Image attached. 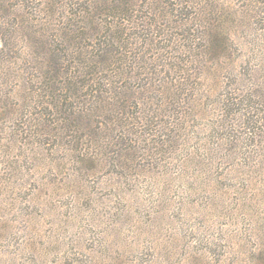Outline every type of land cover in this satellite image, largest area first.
<instances>
[{
	"label": "rangeland",
	"instance_id": "rangeland-1",
	"mask_svg": "<svg viewBox=\"0 0 264 264\" xmlns=\"http://www.w3.org/2000/svg\"><path fill=\"white\" fill-rule=\"evenodd\" d=\"M207 5L196 45L209 27L222 48L195 57L201 106L175 146L142 143L152 158L81 160L26 137L17 100L0 107V264H264V0Z\"/></svg>",
	"mask_w": 264,
	"mask_h": 264
},
{
	"label": "trees",
	"instance_id": "trees-1",
	"mask_svg": "<svg viewBox=\"0 0 264 264\" xmlns=\"http://www.w3.org/2000/svg\"><path fill=\"white\" fill-rule=\"evenodd\" d=\"M207 3L0 0V107L18 101L26 137L64 145L81 160L98 158L92 146L124 170L152 158L156 147L142 143L175 146L201 106L188 76L195 57L222 48L214 36L225 31L209 27L196 45ZM241 101L220 99L226 120ZM170 119L180 123L162 134L160 122Z\"/></svg>",
	"mask_w": 264,
	"mask_h": 264
}]
</instances>
